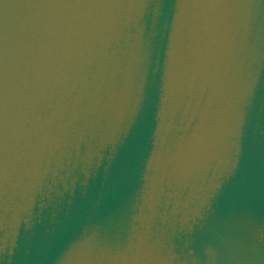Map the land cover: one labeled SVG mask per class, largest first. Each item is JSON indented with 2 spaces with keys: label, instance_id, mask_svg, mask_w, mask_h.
<instances>
[{
  "label": "water",
  "instance_id": "obj_1",
  "mask_svg": "<svg viewBox=\"0 0 264 264\" xmlns=\"http://www.w3.org/2000/svg\"><path fill=\"white\" fill-rule=\"evenodd\" d=\"M0 264H264V0H0Z\"/></svg>",
  "mask_w": 264,
  "mask_h": 264
}]
</instances>
